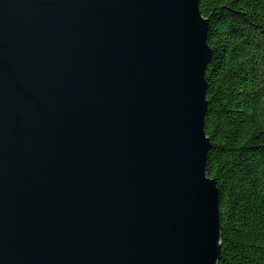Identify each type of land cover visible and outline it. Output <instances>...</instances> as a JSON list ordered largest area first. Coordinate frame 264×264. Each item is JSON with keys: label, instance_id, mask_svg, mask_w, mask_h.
Masks as SVG:
<instances>
[{"label": "water", "instance_id": "obj_1", "mask_svg": "<svg viewBox=\"0 0 264 264\" xmlns=\"http://www.w3.org/2000/svg\"><path fill=\"white\" fill-rule=\"evenodd\" d=\"M200 0H0V264H218Z\"/></svg>", "mask_w": 264, "mask_h": 264}, {"label": "trees", "instance_id": "obj_2", "mask_svg": "<svg viewBox=\"0 0 264 264\" xmlns=\"http://www.w3.org/2000/svg\"><path fill=\"white\" fill-rule=\"evenodd\" d=\"M207 68L208 175L220 191L218 264H264V0H200Z\"/></svg>", "mask_w": 264, "mask_h": 264}]
</instances>
